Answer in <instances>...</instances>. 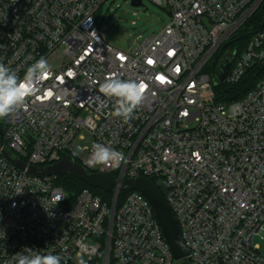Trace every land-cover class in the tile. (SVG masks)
Masks as SVG:
<instances>
[{"label": "built area", "instance_id": "1", "mask_svg": "<svg viewBox=\"0 0 264 264\" xmlns=\"http://www.w3.org/2000/svg\"><path fill=\"white\" fill-rule=\"evenodd\" d=\"M106 1L0 0V64L20 79L41 57L51 70L35 96L0 118V264H17V253L98 264L102 251L99 264H264V78L231 103L217 102L214 89L223 50L264 0H151L171 20L129 51L98 25ZM235 47L228 86L264 64V26ZM109 76L146 85L129 121L113 114L115 97L99 92ZM85 133L87 148L75 144ZM95 144L123 160L92 162ZM65 155L120 185L156 180L189 256L175 258L140 192L129 191L113 213L87 189L71 201L59 176L27 171Z\"/></svg>", "mask_w": 264, "mask_h": 264}, {"label": "clouds", "instance_id": "2", "mask_svg": "<svg viewBox=\"0 0 264 264\" xmlns=\"http://www.w3.org/2000/svg\"><path fill=\"white\" fill-rule=\"evenodd\" d=\"M47 60L41 57L28 67L23 79L4 64H0V118L9 116L21 107L26 99L35 96L40 81L50 75ZM146 85L134 80H123L109 76L99 86V92L105 97H115L114 115L124 121L132 119V114L141 105ZM49 97L52 92L47 93ZM92 162L100 165L117 164L123 160V154L103 144H95L91 155ZM17 264H61V257L54 254H16ZM79 264H86L83 258Z\"/></svg>", "mask_w": 264, "mask_h": 264}, {"label": "water", "instance_id": "3", "mask_svg": "<svg viewBox=\"0 0 264 264\" xmlns=\"http://www.w3.org/2000/svg\"><path fill=\"white\" fill-rule=\"evenodd\" d=\"M133 7H143L142 0H131ZM234 58H226L218 66V79L214 81V86H223L225 79L229 73ZM216 66V63H214ZM14 164L22 170H26L27 166L20 160H15ZM30 175L36 177L45 176H62L69 175L88 186L102 190L106 193L114 194L113 208L114 213L120 191H138L143 194L154 208L158 222L162 228L163 234L168 241L176 259H182L189 256V252L184 245L180 235L178 224L166 204L159 188L149 179L137 178L125 180L121 185L118 178L111 173H92L85 167L76 163L72 158L65 155L61 161L47 167L38 168L30 167L27 169Z\"/></svg>", "mask_w": 264, "mask_h": 264}, {"label": "rangeland", "instance_id": "4", "mask_svg": "<svg viewBox=\"0 0 264 264\" xmlns=\"http://www.w3.org/2000/svg\"><path fill=\"white\" fill-rule=\"evenodd\" d=\"M143 5V7H133L130 0H107L97 12L99 27L107 32L108 41L115 47L129 51L136 40L142 41L161 32L170 22L171 14L166 8L151 0H143ZM235 48L229 47L223 50L219 63L226 58L235 57ZM84 135V140H76L75 144L87 148L92 138L88 133ZM80 258H83L86 264H91L89 257ZM80 258H75L74 264H79Z\"/></svg>", "mask_w": 264, "mask_h": 264}, {"label": "trees", "instance_id": "5", "mask_svg": "<svg viewBox=\"0 0 264 264\" xmlns=\"http://www.w3.org/2000/svg\"><path fill=\"white\" fill-rule=\"evenodd\" d=\"M264 26V5L259 9L256 15L249 20L246 25V28L243 29L233 40L231 47L239 46L241 49L245 48L251 38V36L260 30ZM211 72H217L211 66ZM264 78V64L252 68L244 78L234 86H215V93H216V100L219 103H231L235 101H239L243 99L247 94L253 90L257 82ZM216 78L214 79V81ZM154 184H156V180H152ZM59 185L68 193L69 198L71 201H75L77 196L85 189L91 191L93 194L99 196L104 202H106L110 207L113 204L114 195L111 193H106L99 189H94L87 184L69 176V175H62L59 176L58 179ZM163 198L164 192L162 189H159ZM130 193L129 191L122 192L119 200L118 206L124 202L127 194ZM103 251L100 253L97 263H101L103 258Z\"/></svg>", "mask_w": 264, "mask_h": 264}, {"label": "snow or ice", "instance_id": "6", "mask_svg": "<svg viewBox=\"0 0 264 264\" xmlns=\"http://www.w3.org/2000/svg\"><path fill=\"white\" fill-rule=\"evenodd\" d=\"M149 63H151V61H149ZM159 79L163 80V78H162V77H159Z\"/></svg>", "mask_w": 264, "mask_h": 264}, {"label": "flooded vegetation", "instance_id": "7", "mask_svg": "<svg viewBox=\"0 0 264 264\" xmlns=\"http://www.w3.org/2000/svg\"><path fill=\"white\" fill-rule=\"evenodd\" d=\"M216 68H218V67H216Z\"/></svg>", "mask_w": 264, "mask_h": 264}]
</instances>
